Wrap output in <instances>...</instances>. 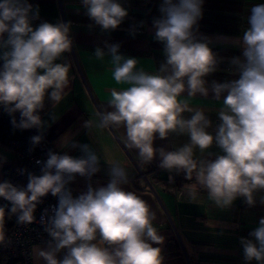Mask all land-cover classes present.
Segmentation results:
<instances>
[{
	"label": "clouds",
	"instance_id": "9594fccd",
	"mask_svg": "<svg viewBox=\"0 0 264 264\" xmlns=\"http://www.w3.org/2000/svg\"><path fill=\"white\" fill-rule=\"evenodd\" d=\"M86 15L102 31L116 30L128 16L119 0H81ZM204 0H162L160 16L153 20L154 39L163 44L165 61L156 73L137 69L138 59L120 54L119 44L97 47L96 59L111 57L112 78L128 87L111 90L110 111L97 112V128L123 127L125 144L135 149L143 164L159 156V168L184 174L188 195L195 199V186L207 191L208 199L220 209H229L237 198L249 207L257 203L254 193L264 191V4L248 9L246 27L236 44L242 58L230 60L232 74L238 78L223 83L206 77L218 70L221 60L207 38H198V21ZM39 8L28 0H0V106L8 114L21 113L14 128L43 130L46 122L39 112L46 95L52 105L60 103L70 84L71 64L61 61L71 53V22H43L33 27ZM89 25V27H93ZM6 34V35H5ZM50 90V91H49ZM222 101L215 134L208 131L212 121L202 108L190 107L183 99L209 92ZM190 113L185 117L184 113ZM54 120V118H52ZM86 129L93 121H84ZM170 133L187 135L189 143L173 151L154 148V139H167ZM43 135L31 137L35 146ZM215 144L222 152L215 159H195ZM83 155L49 151L41 175L29 173L26 187L8 181L0 183V197L10 202L0 207V246L11 241L6 235L7 219L16 217L19 225L35 220L34 212L41 198L51 193L58 197L54 214L44 223L50 239L35 250L43 264H164L161 247L164 237L153 222L156 213L133 191L125 190L128 173L118 163L109 165L106 186L93 187L73 197L69 187L77 175L91 177L100 171V156L89 144L71 143ZM37 163H41L37 161ZM264 205V197L260 199ZM241 237L245 264H264V217ZM63 252V258H58Z\"/></svg>",
	"mask_w": 264,
	"mask_h": 264
},
{
	"label": "crops",
	"instance_id": "0c3cea01",
	"mask_svg": "<svg viewBox=\"0 0 264 264\" xmlns=\"http://www.w3.org/2000/svg\"><path fill=\"white\" fill-rule=\"evenodd\" d=\"M119 2L128 11V16L116 30L105 32L93 25L81 0H28L34 8H39V18L32 21L34 28L43 22H71L70 36L73 39L71 53H65L61 61H57L67 60L71 64L70 84L58 104L52 105L46 95L45 107L39 112L46 127L38 131L55 153L81 157V150L71 147V143L76 142L89 144L100 156V171L91 180L77 175L72 182L77 197L87 190L89 183L93 187L106 186L110 180V164L118 163L125 168L129 180L124 185L125 190L135 192L156 213L153 225L165 239L163 245L153 244V247L162 248L164 264H245L240 239L249 238V232L264 217V205L260 204L264 191L254 193L257 201L254 207L247 206L244 198L240 197L231 208L222 210L198 185L192 200L187 186L195 185L194 179L187 181L181 173L183 182L175 181L176 173L159 168L158 155L151 164H143L138 152L126 146L123 127L95 126L99 122L97 112L111 110L108 107L111 90L120 91L128 87L116 84L112 78L110 56L96 59L94 51L97 47L105 48V43L119 44L120 54L138 59L137 69L143 68L148 73H156L165 61L163 44L154 39L156 30L153 27V20L161 15L159 7L162 0ZM253 4H264V0H204L197 37L207 38L209 46L221 60L218 70L206 77L209 85L212 81L223 83L238 78L232 74L230 60L236 56L242 58V49L237 46L236 39L242 36L247 26L248 9ZM2 64L0 60L1 67ZM182 98L188 100L190 107L204 110L212 121L208 131L214 135L222 101H215L211 91L207 98L199 94L188 98L186 92ZM190 115L184 113L186 118ZM86 120L93 121L91 129L83 126ZM187 143L189 137L186 134L170 133L167 139H160L157 134L153 146L173 151ZM220 154L222 152L215 144L203 153L198 148L194 150L195 159H215ZM173 235L182 251L180 257L168 259L164 247ZM41 246L33 247L32 264H43L35 255V250Z\"/></svg>",
	"mask_w": 264,
	"mask_h": 264
},
{
	"label": "built area",
	"instance_id": "2783aa9c",
	"mask_svg": "<svg viewBox=\"0 0 264 264\" xmlns=\"http://www.w3.org/2000/svg\"><path fill=\"white\" fill-rule=\"evenodd\" d=\"M10 146L16 151V155L25 163L33 167L35 170H41L43 162L48 158L47 154L52 151L48 141L43 138L42 142L38 145L39 152L28 149H20L19 145L10 142ZM40 161L41 163H37ZM17 174L24 172V169L19 168L16 170ZM71 189L73 197H77L72 182L67 186ZM58 204V197L51 195L45 201L37 205L34 212L35 220L29 225L15 224L11 233H7L10 243L7 246H0V264H2L3 253L9 254L15 258V264H32V249L36 245H43L44 241L50 239L48 234L44 231V223L54 214V210ZM7 205L6 210L11 207L10 202L0 197V207ZM63 252L59 254V258H63Z\"/></svg>",
	"mask_w": 264,
	"mask_h": 264
},
{
	"label": "trees",
	"instance_id": "16d2710c",
	"mask_svg": "<svg viewBox=\"0 0 264 264\" xmlns=\"http://www.w3.org/2000/svg\"><path fill=\"white\" fill-rule=\"evenodd\" d=\"M13 118H15L17 123H19V121L21 120V113L17 111L10 115L4 110L3 106H0V154L3 148H6L13 153L12 160L5 161L2 165L1 168L2 182L8 181L15 186L26 187L28 183L29 173L39 176L41 175V170H35L33 167H31L30 165L25 163L22 159H20L16 155L15 149L10 146V142H14L18 144L20 149H28L39 152L38 149L39 144L34 146L31 143V137L35 135H40L41 132L38 131L37 128H31L25 130L14 128L11 122ZM14 157H16L17 160L14 161ZM19 168L24 169V172L21 174H17L16 170ZM176 176L177 177H175V181L182 180L180 174H177ZM182 182L183 180L181 181V183ZM15 224H16L15 216H13L11 219H7L6 217V223H5L6 232L11 233L14 229ZM164 250L166 251V256L168 259L180 257L182 251L181 245L174 235L169 237L164 247ZM2 264H15V258H12L7 253H3Z\"/></svg>",
	"mask_w": 264,
	"mask_h": 264
},
{
	"label": "rangeland",
	"instance_id": "374dc122",
	"mask_svg": "<svg viewBox=\"0 0 264 264\" xmlns=\"http://www.w3.org/2000/svg\"><path fill=\"white\" fill-rule=\"evenodd\" d=\"M13 158V153L6 149V148H3L1 150V154H0V183L2 182V175H1V168H2V165L5 161H11ZM17 160L16 157H14V161Z\"/></svg>",
	"mask_w": 264,
	"mask_h": 264
},
{
	"label": "water",
	"instance_id": "95a60500",
	"mask_svg": "<svg viewBox=\"0 0 264 264\" xmlns=\"http://www.w3.org/2000/svg\"><path fill=\"white\" fill-rule=\"evenodd\" d=\"M49 196H50V193H49L47 196L42 197V198H41V201H42V202L45 201L47 198H49ZM42 202H41V203H42Z\"/></svg>",
	"mask_w": 264,
	"mask_h": 264
}]
</instances>
